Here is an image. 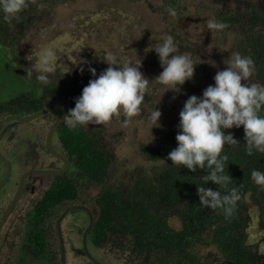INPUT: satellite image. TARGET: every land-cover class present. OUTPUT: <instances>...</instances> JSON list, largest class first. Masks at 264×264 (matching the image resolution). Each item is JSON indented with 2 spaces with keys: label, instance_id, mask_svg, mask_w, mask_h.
Returning <instances> with one entry per match:
<instances>
[{
  "label": "trees",
  "instance_id": "trees-1",
  "mask_svg": "<svg viewBox=\"0 0 264 264\" xmlns=\"http://www.w3.org/2000/svg\"><path fill=\"white\" fill-rule=\"evenodd\" d=\"M59 1L29 0V6L9 21L0 13V45H13L14 33L28 30L41 19L46 7ZM256 20L264 26L263 16ZM245 49V56L254 62L256 82L264 84V31L261 38L253 36ZM75 89L81 90L80 87ZM11 104H0V111ZM61 131V140L73 155L77 169L90 172V177L99 180L109 161L106 154L93 148V138L83 128L70 130L66 126ZM178 131L168 132L154 146L143 145V152L151 165L135 170L128 184L110 186L97 198L100 209L92 228L93 242L96 245L111 242L112 248L127 251L133 257L129 262L138 261L139 264H204L207 261L217 264L223 259L230 264H264L262 253L250 242L254 235L250 227L254 222L249 212L250 206L256 209V229L264 238V188L255 185L250 178L253 169L264 171V155L246 154L243 126L224 130L225 133L231 132L240 144L225 145L223 154L228 156L225 171L233 179L228 187L239 186L242 194L233 216L225 219L220 210L202 207L199 203L197 185L218 188L211 181L205 184L200 179L207 174L206 170L192 172L167 159L168 153L177 145L175 136ZM74 195L75 189L69 181L57 179L31 211V225L26 227L24 238L30 241L32 264L51 262L52 255L46 250L41 223L50 216L58 201ZM172 219L178 220V228L172 225ZM209 245H214L217 250L198 253L201 246ZM22 248L23 254L26 253L25 243ZM25 260L19 258V261Z\"/></svg>",
  "mask_w": 264,
  "mask_h": 264
},
{
  "label": "rangeland",
  "instance_id": "rangeland-1",
  "mask_svg": "<svg viewBox=\"0 0 264 264\" xmlns=\"http://www.w3.org/2000/svg\"><path fill=\"white\" fill-rule=\"evenodd\" d=\"M175 1V3H170L169 0H61L51 7H46L42 11L41 19L31 25L28 30L22 29L14 33L11 39L15 42L13 45H0V104H8L10 99L30 89L29 81L26 82L23 77L26 75L25 68L36 62L38 56L46 48L56 51V71L50 79L53 76L58 82L67 81L68 76L83 72H85L83 75H88L89 80L94 79L95 77L88 69L95 68L96 74L99 75L102 71L101 65L102 67L108 66L103 60L105 51L114 52L121 59L134 62L139 59L141 61L140 71L150 81L153 80L162 68L154 50L146 51L149 45L158 42L165 32L172 30L175 42L178 46L182 45V52L186 51L184 48L188 44H185L187 41L184 40L198 33L203 34L206 28L202 23L205 19H210V0ZM169 9L175 10L174 16L169 13ZM262 11H264V6ZM226 41L223 46L219 45L216 50H210L208 53L215 65L218 64L222 69L226 67L223 61L231 54L246 53V50L238 51L235 46L231 48L232 35ZM201 64L199 62L198 65H194L193 77L181 85L178 92L172 89L164 91L165 86L154 80L150 82L149 99L141 105V114L131 118L129 123L123 127L127 135L126 150L119 152L121 148H116L113 170L124 174L125 171L134 172L138 168H147L151 165L143 154L142 146H154L167 136L168 132L179 130V112L188 96H200L208 85L214 84V81L208 82L204 76L205 72L202 76L198 75L201 72L198 69ZM81 68H83L82 72ZM249 79L256 81L253 74ZM155 107L162 113L159 118L160 126L151 128L148 114ZM1 116L3 114L0 111ZM118 122L121 121L118 120ZM114 124L117 126L118 123ZM117 172H114L113 176L118 175ZM4 173V166L0 163V179ZM8 184L9 182L5 187ZM10 189L11 187L5 192L9 193ZM30 211V207L26 209L18 207L17 212L11 215L5 227L2 228L1 254L6 250L3 242L6 244L11 242L14 248L8 245L10 252L0 256V264H15V259L20 254L19 244L22 235L20 232L25 228L26 220L23 214L27 213V220H29ZM58 212V209H53L50 217L47 216L49 228H52ZM249 212L254 222L250 227L254 233L250 242L257 247L260 254L262 253L261 258L264 261V238L260 233L258 234L256 229L257 221L254 217L256 209L250 206ZM74 214L77 219H82V213L74 212ZM72 217L68 216L67 220ZM171 223L174 227H179L177 219H172ZM91 235L90 233L89 236ZM66 239L70 247L80 244L75 230H69V236H66ZM49 248L54 254V263L60 264V256L55 253L56 247L50 245ZM216 250L214 245L201 246L198 253ZM97 257L99 261L103 260L106 264H139L138 261L129 262V259L133 257L121 249L112 252L103 247ZM83 259L72 256L70 263L67 261V264H84ZM204 264H210V261Z\"/></svg>",
  "mask_w": 264,
  "mask_h": 264
},
{
  "label": "flooded vegetation",
  "instance_id": "flooded-vegetation-1",
  "mask_svg": "<svg viewBox=\"0 0 264 264\" xmlns=\"http://www.w3.org/2000/svg\"><path fill=\"white\" fill-rule=\"evenodd\" d=\"M169 2L175 3L176 1L169 0ZM261 2L264 4V0H210V19L223 22L227 27L223 30L210 31L206 29L203 34L198 33L193 37H188L190 40H184L187 41L185 44H188L184 49L193 54V59L197 62L195 65H198L199 62L202 63L198 67L201 71L198 75L202 76L205 72L204 76L208 82L214 81L213 77L216 72L222 68L218 64L215 65L208 53L210 50H216L219 45L223 46L230 35L233 37L231 48L233 49L235 46L238 51L246 50L245 46L253 36L261 38L264 26L256 20L260 16L264 17V11H262L264 5ZM207 20L209 19H205L202 24H205ZM166 34L172 35V30L164 33V35ZM155 41L157 40L155 39ZM181 47L180 44V51H182ZM241 55L245 54L241 52ZM102 66V71L108 67ZM83 73L68 76V80L64 82L55 81L52 76L43 85L24 75L25 81H29L30 89L22 91L18 95L20 99H16L18 96H15L14 100L10 99L9 103L12 104L4 110V113L1 111L3 116L0 117V163L3 164L5 173L0 179V236L3 233L2 228L5 227L11 215L17 212L18 207L23 209L30 207L32 211L55 185L57 179L69 181V185L75 189L73 197L60 200L53 206V209H58L59 212L52 228H49L47 218L41 223L42 235L45 237L44 241L47 245L46 250L51 253L52 257L49 256L52 259L49 263L40 261L39 264H55L50 245L56 247L55 253L60 256V264H62V258L65 259V264L67 261L70 263L72 256L77 259L78 257L84 258V264H102L105 261H99L97 257L102 248L106 247L112 252L116 250L115 246L112 248L111 242L96 245L92 235L89 236V234H92V228L100 209L97 198L108 187L115 185L123 187L132 178L133 172L125 171L122 174L112 168L116 157V148H121L119 152L126 150L127 135L123 131L126 124L121 120L122 113L115 115L108 122L80 127L93 138V148L103 151L109 159L99 180L90 177V172L77 169L74 165L73 155L61 140V129L66 127L63 122L64 118L68 114V110L75 106V98L81 94L83 87L89 81L88 75H83ZM76 87H80L81 90H73ZM147 99H149L148 94L145 95V100ZM6 119L8 120L3 123ZM116 122L117 126L114 124ZM114 172H117L118 175L113 176ZM6 176L7 179L4 180ZM8 182V186L5 187ZM9 187H11L9 193L5 192ZM71 207H75V209H70ZM74 212L82 213V219H77ZM26 214H23L26 220L25 228L20 232L22 233L19 244L20 254L15 259V264H32L30 241L24 238L26 227L31 225ZM68 216L73 217L67 220ZM4 217L5 219H3ZM57 222H59V226ZM90 222V230L85 235ZM69 230H75L80 242L78 246L70 247L68 245L66 236H69ZM10 243L3 242V247L6 250L3 254L0 252V256L9 254L8 245L14 248V245ZM24 243L27 245L25 252L29 255L23 254L21 247ZM19 258H26V260L19 261ZM217 264L230 263L223 259Z\"/></svg>",
  "mask_w": 264,
  "mask_h": 264
},
{
  "label": "clouds",
  "instance_id": "clouds-1",
  "mask_svg": "<svg viewBox=\"0 0 264 264\" xmlns=\"http://www.w3.org/2000/svg\"><path fill=\"white\" fill-rule=\"evenodd\" d=\"M28 6L29 0H0V13L9 21ZM169 13L174 16L175 10L169 9ZM226 27L225 23L214 19L204 24V28L210 31ZM149 50L157 54L162 68L153 80L165 86L164 91L178 92L180 86L193 77L197 62L191 52L179 50L173 35H164L158 42L150 44L146 51ZM103 60L108 67L99 75L95 68L88 69L95 78L83 87L75 98V106L64 118L63 122L70 130L99 125L121 113V120L127 124L141 114V105L153 81L140 71L141 61L121 59L111 51H105ZM56 62V51L46 48L36 62L25 68L26 75L46 83L56 71ZM223 63L226 67L216 72L214 84L208 85L202 95H190L184 102L179 112V131L175 136L177 145L168 153L167 159L192 172L205 169L207 174L200 179L205 184L211 181L218 188L197 185L199 203L202 207L220 210L228 219L235 213L242 194L239 186L228 187L233 179L225 171L228 156L223 153L225 145L240 144L231 132L225 133L224 130L243 126L246 154L264 155V84L249 79L254 64L251 57L233 53ZM161 114L157 107L148 114L151 128L160 126ZM250 178L255 185L264 188V171L253 169Z\"/></svg>",
  "mask_w": 264,
  "mask_h": 264
},
{
  "label": "water",
  "instance_id": "water-1",
  "mask_svg": "<svg viewBox=\"0 0 264 264\" xmlns=\"http://www.w3.org/2000/svg\"><path fill=\"white\" fill-rule=\"evenodd\" d=\"M46 111V110H45ZM34 117V116H33ZM9 119V118H8ZM8 119H6V120H4L3 121V123L5 122V121H7ZM2 123V124H3ZM1 124V125H2ZM7 179V176L5 177V179L4 180H6ZM70 209H75V207H71ZM3 219H5V217L3 218ZM3 221V220H2ZM1 221V222H2ZM57 224H58V226H59V222H57ZM90 227H91V222H90V225H89V227L86 229V231H85V235L89 232V230H90ZM84 249L86 250V248H85V246H84ZM62 264H65V259L64 258H62Z\"/></svg>",
  "mask_w": 264,
  "mask_h": 264
}]
</instances>
